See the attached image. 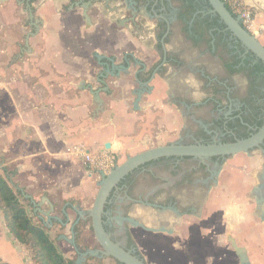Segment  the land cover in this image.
<instances>
[{"label": "crops", "instance_id": "1", "mask_svg": "<svg viewBox=\"0 0 264 264\" xmlns=\"http://www.w3.org/2000/svg\"><path fill=\"white\" fill-rule=\"evenodd\" d=\"M91 1L0 0V157L5 165L17 163L20 174L30 173L43 195L51 190L63 200H77L66 203L83 213L93 193L85 180L98 177L71 154L74 147L96 153L108 143L105 151L119 160L173 143L171 134L181 132L184 118L169 98L170 88L186 85L197 100L203 94L193 60L201 51L191 48L182 64L177 43L183 39L179 28L167 31L166 17H153L150 5L139 4L128 24L118 25L124 18L107 13L87 12L86 20L82 8ZM95 2L92 11L99 6ZM255 26L264 46V14H255ZM99 74L105 85L97 82ZM91 89H103L99 110ZM245 156L240 167L222 170L204 206L206 218L199 221L209 237L182 243V264L225 263V258L216 263L224 250L216 244L232 250L229 239L246 250L250 264H264V202L256 204L264 199V158ZM30 263L29 252L13 242L0 215V264Z\"/></svg>", "mask_w": 264, "mask_h": 264}, {"label": "flooded vegetation", "instance_id": "2", "mask_svg": "<svg viewBox=\"0 0 264 264\" xmlns=\"http://www.w3.org/2000/svg\"><path fill=\"white\" fill-rule=\"evenodd\" d=\"M92 1L99 5L94 7V11L90 9ZM92 1L89 8H82L83 14L95 12L122 16L124 19H118V25L138 13L137 5H150L153 15L167 18L171 33L179 28L183 42L177 43L180 47L177 56L182 57V64L187 63L184 56L189 54L191 48L201 51L193 60L199 63L197 68L202 77L199 80L202 97L199 100L193 98L192 94H197L186 85L176 84L170 88L169 98L176 103L178 110L183 111L184 118L182 133L173 143L208 145L225 143L229 138L239 140L238 132L252 134L254 128L248 126L245 120L257 109L260 114L264 112V64L242 47L225 27L218 31L222 33L220 45H215V29L193 27L197 16L208 18V22L209 18L215 17L206 0ZM188 1L192 4L191 9H188ZM62 10L66 11L64 8ZM186 27L188 30H185ZM233 61H237L234 66L236 70L240 67L255 70L254 93L249 90L244 72L231 74L225 68L226 63ZM228 159L213 157L201 161L192 157H165L139 166L109 192L102 215L104 230L114 243L142 260L137 249L141 241L170 243L171 248L179 250L177 253L181 254L182 243L200 238L199 221L206 218L203 217L204 206L221 175L220 168ZM73 206L65 203L60 209V221L52 225L60 228L68 225L62 210L65 213L67 210L73 212ZM119 206L122 212H119ZM86 212L82 216L73 212L74 218L78 219L77 224L88 218ZM76 249L77 256L87 252H80L78 247ZM99 249L98 245L94 250Z\"/></svg>", "mask_w": 264, "mask_h": 264}, {"label": "water", "instance_id": "3", "mask_svg": "<svg viewBox=\"0 0 264 264\" xmlns=\"http://www.w3.org/2000/svg\"><path fill=\"white\" fill-rule=\"evenodd\" d=\"M206 1L211 9L210 12L218 16L220 22H222V24L224 25L225 30L228 31L231 36L240 43L242 47H244L248 52H250L264 64V46L259 42L256 36L246 31V29L242 26L239 19L240 15H237V17H233L221 0ZM244 3L245 6L264 14L263 1L260 5L255 3L254 0H245ZM153 17L158 18L155 15H153ZM84 18L87 20L86 13L84 14ZM165 24L168 31V23L166 20ZM109 75H111V77H114L113 73H110ZM104 78V74H99L97 82L105 85ZM101 90L103 89H91V95L94 98L96 109L98 110L102 106V101L99 99V93L101 92ZM263 145L264 122L262 126L248 138L235 140L232 143H212L208 145H182L177 143H169L167 145L150 148L134 156L127 157L122 163L116 162L115 166L110 170L108 174L101 175L98 183V190L96 192L92 207L87 211V216L91 221V229L94 238L100 249L95 251L90 250L82 254L79 253V256L83 257L82 261L86 257H107L113 259L119 264H146L139 257L124 250L117 243H114L111 240L109 234H107L104 230L102 221L103 209L109 192L123 177H125L133 170L137 169L139 166L150 161L165 157H192L203 161L204 159L213 157L230 158L239 154L249 155L252 152L254 154L260 153L264 158ZM109 148L110 145L106 143L104 145V149L109 150ZM18 190L22 194L23 198L28 200L29 204L32 207L33 213L37 214V219L42 223L43 227L49 229L53 222L60 221L58 217L53 215L55 211L54 205L48 200L46 196H42L39 201H35L30 195L25 194L22 189ZM263 202L264 199L260 197V199L257 200L256 204L260 207L262 206ZM42 206H45L46 209H42ZM79 208L80 207L77 205L75 207H72V209L77 212L79 216H82L83 212ZM119 212H122V208L120 206ZM62 213L67 217L64 209L62 210ZM74 225L75 224H73V226ZM229 243L235 256L238 259V264H250L246 250L242 247H238L232 239H229ZM71 244L74 245L73 242H71ZM75 251H77L76 248ZM75 262L76 264H79L78 260H76Z\"/></svg>", "mask_w": 264, "mask_h": 264}, {"label": "rangeland", "instance_id": "4", "mask_svg": "<svg viewBox=\"0 0 264 264\" xmlns=\"http://www.w3.org/2000/svg\"><path fill=\"white\" fill-rule=\"evenodd\" d=\"M244 1L245 0H243V3ZM245 7L249 11H251L253 15V19L255 21V14L258 11L251 9L247 6ZM181 133L182 132L180 131H174L173 134H171V136H173L171 141L176 142L178 138L180 137ZM245 155L246 154H239L237 156L230 157L228 159V162L227 163L225 162L223 167L220 168V170L222 169L224 172H230L236 166L240 167L243 160H246ZM234 157H238L236 159H240V160H233ZM125 158H126V155H124L123 158L120 157V159L118 160V163H122L125 160ZM4 169H6V173L4 174H6L8 180L11 182L12 186H14L15 189L22 188L24 190V193L30 194L33 197L35 196L37 200L40 198V196H46L51 200V202L53 201V203L55 204L54 209L56 210L54 211L53 215L56 217L61 218L60 209L62 208L64 203L66 202H71L72 204L77 203V200H74V199L68 200V201L63 200L62 196H60L57 193H54L51 190L49 193H45L43 195L40 188L30 180L29 178L30 173L25 172L23 174H20L17 163L10 161L9 164L5 165L2 162V158L0 157V173H2ZM15 169H17L16 173H14ZM85 175H86V179H88L87 173ZM85 182H87L88 185H90L93 188L92 195L86 198V200L84 201V205H83V211L85 210L88 211L92 207L96 192L98 190L99 180L96 178H91V179L89 178V180H85ZM31 185L33 186L31 187ZM19 200L22 203L23 207L25 208L27 214L33 220V222L36 223L37 225L43 226L42 223L37 219V214H34L32 208L28 205V201H25L20 197H19ZM79 202L82 203V201H79ZM73 212L70 210H67L66 211L67 217L64 216V214H62L65 217V221H68V223L66 222L68 225H66L64 228H60L58 225H54L52 227L51 225V227L47 229L51 240H53V242L55 243L57 247V250L67 259H72L75 261L78 260L79 264H117L115 261H113V259L107 258V257H103V258L87 257L82 261L83 257H80L79 255L77 256V251H75L76 247L80 249V252L85 251V250L95 251L94 249L97 248L98 244L94 238L92 230L90 229V226H91L90 218L81 220V222L77 224L78 219L76 220L74 218ZM74 221H75V225L77 224L75 227L76 233L74 232L71 233L69 229H70V225H72ZM61 237H64L66 241L64 242L61 239ZM200 237H201L199 238L200 240L201 239L207 240L206 237H209V233H206L204 230L200 231ZM71 242L75 243L76 247H74V245L71 244ZM216 245L219 249H224V250H220V253L219 252L217 253L216 263L218 260L225 258L226 261L225 263L223 262L222 264H237V260L234 257V253L232 252V250L229 249L228 244L219 242ZM137 249L140 252V255L142 256L143 260L147 264H182V262L178 261L181 257V254L177 253L175 249L171 248V244L169 245L163 244L158 241L157 242L156 241L146 242V243L141 241L140 243H138ZM91 258H94V259H91ZM218 258H221V259H218ZM30 264H34V263L32 262Z\"/></svg>", "mask_w": 264, "mask_h": 264}, {"label": "trees", "instance_id": "5", "mask_svg": "<svg viewBox=\"0 0 264 264\" xmlns=\"http://www.w3.org/2000/svg\"><path fill=\"white\" fill-rule=\"evenodd\" d=\"M189 5L190 6L188 7V9H191L192 4L190 2ZM226 8L231 13V15L235 17V15L227 6ZM209 20L210 22H208V18L202 19L200 18V16H197L194 20L193 27L198 26L199 28H202L205 26L209 29H215L213 32V37L215 38V45H220L222 44V33L218 31L224 29V25L222 24V22H220L218 16L216 15L213 19L209 18ZM185 30H188V28L186 27ZM236 65L237 61H233L230 64L226 63L225 68L231 74H234L236 72H244L245 77L249 83V90L251 93H254L255 70L243 67H240L239 70H236L234 68V66ZM251 113L252 114L247 117L245 122L248 124V126L254 128L252 130V134H254L264 122V112L260 114L257 109L256 111ZM238 135L239 140H241L248 138L251 134L245 132H238ZM232 142H234V140H231V138H229L226 140L225 143ZM2 173H0V215L2 217L4 227L8 231L9 235L12 237L13 242L20 244L26 248V250L29 252L31 261L34 264H76L75 260L65 258L57 250L55 243L53 242V240H51L48 234V230L45 227L37 225L33 222V220L27 214L22 203L20 202L19 197L25 201L28 200L24 199L20 191L18 189H15L14 186H12L6 174H4L6 173V169H4ZM28 205L31 207L29 202Z\"/></svg>", "mask_w": 264, "mask_h": 264}, {"label": "built area", "instance_id": "6", "mask_svg": "<svg viewBox=\"0 0 264 264\" xmlns=\"http://www.w3.org/2000/svg\"><path fill=\"white\" fill-rule=\"evenodd\" d=\"M222 3L227 6L231 12L237 17L240 15L239 19L242 26L249 33L258 37L259 30L255 26V21L251 11H249L243 0H221ZM71 154L77 158H81L85 168L89 173L95 174L100 179L101 175H106L118 162L117 157L114 154H110L108 151L102 150L101 152L90 153L85 151L83 147H74L71 150Z\"/></svg>", "mask_w": 264, "mask_h": 264}]
</instances>
